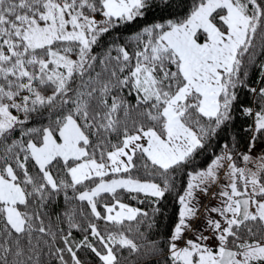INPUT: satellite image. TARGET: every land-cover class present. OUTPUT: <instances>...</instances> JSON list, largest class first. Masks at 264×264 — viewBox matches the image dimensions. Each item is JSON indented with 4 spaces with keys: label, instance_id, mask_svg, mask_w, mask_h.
<instances>
[{
    "label": "snow or ice",
    "instance_id": "6c2138e0",
    "mask_svg": "<svg viewBox=\"0 0 264 264\" xmlns=\"http://www.w3.org/2000/svg\"><path fill=\"white\" fill-rule=\"evenodd\" d=\"M0 264H264V0H0Z\"/></svg>",
    "mask_w": 264,
    "mask_h": 264
}]
</instances>
